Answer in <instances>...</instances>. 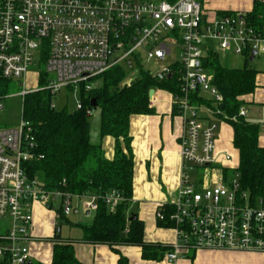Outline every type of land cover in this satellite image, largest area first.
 <instances>
[{"label": "built area", "instance_id": "1", "mask_svg": "<svg viewBox=\"0 0 264 264\" xmlns=\"http://www.w3.org/2000/svg\"><path fill=\"white\" fill-rule=\"evenodd\" d=\"M177 51L181 59L174 56ZM219 51L245 59L254 52L264 56V33L242 14L211 16L201 0H0V80H26L38 58L55 74L46 77L44 87L23 89L22 97L45 90L56 96L79 85L91 92L93 80L117 65L133 70L137 61L160 66L171 60L156 74L162 78L173 76L178 65L180 93L173 105L184 123L181 184L175 200L156 213L158 222L176 231V243L165 255L169 263L203 249L264 252V197L252 201L241 190L236 169L221 168L216 153L214 119L224 115V98L204 60ZM197 93L211 105L194 102ZM155 101L154 95L150 103ZM245 116L241 109L240 117ZM37 149L34 128L24 118L18 127L0 130V219L9 222L8 231L0 233V264L32 261L35 204L52 209L59 202V219L99 207L95 195L49 191L31 176L32 162L44 159ZM195 169L203 173L193 174ZM226 170L234 174L227 177ZM102 201L115 210L124 197L112 190Z\"/></svg>", "mask_w": 264, "mask_h": 264}, {"label": "trees", "instance_id": "2", "mask_svg": "<svg viewBox=\"0 0 264 264\" xmlns=\"http://www.w3.org/2000/svg\"><path fill=\"white\" fill-rule=\"evenodd\" d=\"M232 13H221L219 16ZM250 25L264 33V5L255 2L254 10L245 15ZM250 56L243 68H228L219 62V54L210 52L204 60L205 69L214 75V85L223 95L224 122L234 130L233 145L239 152V176L241 190L249 194L252 201L264 197V147L259 144L260 127L243 117V96L254 93L258 71L249 66ZM134 71H139L134 81L127 85L130 70L117 65L93 80L91 92L82 91V108L68 111L53 106V95L49 91L30 93L24 97L23 118L34 128L38 153L42 160L32 162L31 176L41 177L49 191L62 190L74 195H95L99 198L98 210L93 223L84 226V241L95 244H130L142 248L146 260H158L168 249L149 246L144 242V224L133 218V176L134 153L130 135V119L135 115H151L149 93L152 89L164 90L177 96L180 93L179 67L173 65V76L162 78L146 71L137 61ZM9 81L0 80V95L9 90ZM42 77L40 85L46 86ZM69 90V89H68ZM95 98L99 111V142L93 141L91 105ZM193 101L211 105L200 93ZM233 118L237 120L234 121ZM105 137L115 140V154L112 160L105 156L102 141ZM225 175L229 177L230 171ZM66 185L63 187V182ZM117 190L124 201L111 210L102 197ZM68 220L62 217L61 220ZM166 228L170 224L159 222ZM60 224L58 225V227ZM125 236L122 239L121 233ZM29 264H41L31 261ZM52 264H81L71 242L63 241L57 232L54 240ZM119 264H128L121 258Z\"/></svg>", "mask_w": 264, "mask_h": 264}, {"label": "crops", "instance_id": "3", "mask_svg": "<svg viewBox=\"0 0 264 264\" xmlns=\"http://www.w3.org/2000/svg\"><path fill=\"white\" fill-rule=\"evenodd\" d=\"M208 14L219 16L221 13H238L246 15L254 10L255 0H201ZM256 59V56L254 60ZM253 60V61H254ZM250 61V62H253ZM246 59L244 58L245 66ZM250 66V65H249ZM242 67V68H243ZM251 67V66H250ZM252 68V67H251ZM258 71L254 93L243 96V117L253 124L259 125V144L264 147V70ZM203 96V95H202ZM155 103H150L154 110L151 115H135L130 119V135L133 139L134 176H133V218L144 224V242L149 246H161L171 251L176 243L177 235L174 228L159 225L156 218L158 208L172 203L178 193L182 176L181 137L184 123L173 105L174 96L164 90H155ZM204 98L206 97L203 96ZM234 130L228 123H219L216 134L217 157L219 166L225 169H236L231 165L233 156L239 152L233 145ZM93 141L99 142V127L93 131ZM107 159L112 160L115 154V140L105 137L102 141ZM233 150L234 155L231 153ZM231 157L230 161L226 156ZM78 205L82 202L75 201ZM42 204L34 206V222L32 226L33 241L29 244L32 261L41 264H52L55 235L61 219L56 211ZM75 215V236L61 238L71 242L77 259L81 264H119L124 258L128 264H264V252L261 251H223L197 250L179 254L174 263L164 256L158 260H146L142 256V248L130 244H95L84 241V226L93 223L95 212H81ZM65 220V219H63ZM70 221V220H69ZM68 221V222H69ZM70 223V222H69ZM71 224V223H70Z\"/></svg>", "mask_w": 264, "mask_h": 264}, {"label": "rangeland", "instance_id": "4", "mask_svg": "<svg viewBox=\"0 0 264 264\" xmlns=\"http://www.w3.org/2000/svg\"><path fill=\"white\" fill-rule=\"evenodd\" d=\"M37 53L39 54V52ZM40 54L38 57H40ZM174 56H176L177 59H181L178 51L177 53H174ZM170 61L171 60H169L167 63H170ZM219 62L222 66L228 68H242L244 64V58L232 53L219 51ZM167 63H162L160 66H156L153 62L144 61L143 67L146 71H150L152 74L156 75L159 73V71H161V66H164ZM249 65L252 68L264 70V56L257 55L256 59L253 62H250ZM130 71V75L125 81L127 85H130L139 73L138 70ZM40 76L41 78L47 77L48 79L55 78V74L48 73L46 64H44V62H41V59L38 58V60L35 62V65L31 68L30 72L28 73L26 80H11L8 82V92L3 95H0V97L5 98L4 100H2L4 110L0 111V130L6 128H16L22 123L24 97L21 96V92L23 89L31 91L34 89L41 88L42 85H40ZM82 91L83 86L81 85H79L77 89L72 90H68V88H63L56 96L53 97V105L56 106V108L59 110L67 108L70 112L75 111L77 109V101L82 99ZM214 120L217 121L218 124L224 123L223 119H221L220 117H216ZM91 123L93 131L94 129H97L99 127L98 110L93 112V115L91 116ZM231 153L234 155L233 150H231ZM233 157L234 158L231 162V165L234 167H238V158L236 155ZM192 173L201 175L203 173V170L195 169ZM233 174L234 172L233 170H231L229 175L232 176ZM39 180L40 182H43L41 177L39 178ZM59 206L60 203L55 202L50 212L54 214L55 211L59 208ZM75 215L78 214H72L70 217H68V220H62L60 222L61 224L58 228L61 229V235L63 238L67 236H75L74 234L76 230L72 229V227H74L73 223H75ZM79 215L81 216L82 214L79 213ZM8 228L9 222L6 221V219H0V233H6L8 231Z\"/></svg>", "mask_w": 264, "mask_h": 264}, {"label": "water", "instance_id": "5", "mask_svg": "<svg viewBox=\"0 0 264 264\" xmlns=\"http://www.w3.org/2000/svg\"><path fill=\"white\" fill-rule=\"evenodd\" d=\"M255 56H256V53L254 52V53L251 55V57H250V61H253L254 58H255ZM169 77H171V75H170ZM154 95H155V90L152 89V90L150 91V93H149V98L152 99V98L154 97ZM91 105H92L94 111H96V110L98 109L97 100H96L95 98L92 99V101H91ZM223 108H224V105L222 104V105H221V109H223ZM58 231H60V229H58ZM124 236H125V234H124V232H122V233H121V238L123 239Z\"/></svg>", "mask_w": 264, "mask_h": 264}]
</instances>
